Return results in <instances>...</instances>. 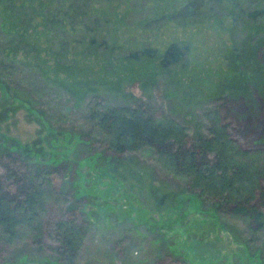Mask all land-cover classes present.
<instances>
[{
  "label": "rangeland",
  "instance_id": "obj_1",
  "mask_svg": "<svg viewBox=\"0 0 264 264\" xmlns=\"http://www.w3.org/2000/svg\"><path fill=\"white\" fill-rule=\"evenodd\" d=\"M97 1L96 15L108 20L107 41L119 49L114 55L146 46L163 52L171 42L187 49L184 62L171 72L179 84L175 91L162 79L149 84L148 78L146 87L121 84V94L100 87L102 101L161 107L193 138L206 133L202 114L213 108L206 95L227 94L220 115L230 136L242 148L264 149V15H247L263 8L264 0H200L185 20L164 16L185 0ZM17 54L20 58L21 51ZM75 57L70 45L65 60ZM8 73L3 78L18 99L4 97L0 88V146H17L41 163L52 149L63 153L76 171H66L64 188H78L90 198L82 208L89 224L74 264H264V230L250 241L243 217L220 215L209 201L188 193L187 179L168 173L152 152L122 155L130 160L129 173L124 179L114 173L117 164L104 157V148L78 136L87 125L82 116L89 98L74 105L64 92L48 90L35 68L18 66ZM260 209L264 214V206ZM2 259L0 264L57 262L45 247L27 241L9 248Z\"/></svg>",
  "mask_w": 264,
  "mask_h": 264
},
{
  "label": "trees",
  "instance_id": "obj_2",
  "mask_svg": "<svg viewBox=\"0 0 264 264\" xmlns=\"http://www.w3.org/2000/svg\"><path fill=\"white\" fill-rule=\"evenodd\" d=\"M98 2L0 0V38L4 35L0 39V88L4 97L18 99L3 77L19 66L37 69L48 90L64 92L76 106L89 98L82 116L87 125L78 136L83 141L95 140L104 148L108 153L104 157L117 164L112 168L114 173L122 179L129 173L130 160L122 155L139 150L152 152L155 162L168 173L187 179L188 193L209 201L220 215L243 217L249 240L257 239L255 234L264 230L260 209L264 206V149L242 148L230 136V126L222 123L220 115L229 96L206 95L213 103V108L202 114L207 122L206 133L193 138L161 107L149 103L109 106L102 101L97 92L100 87L120 93L121 84L146 87L148 78L149 84L162 79L175 91L179 84L171 72L184 62L187 49L171 42L163 52L146 46L114 55L119 49L107 41L108 20L106 14L96 15ZM199 2L185 0L164 16L188 19L200 8ZM247 15L251 19L262 17L264 7L251 9ZM157 19L146 22V26ZM70 45L76 57L65 60ZM170 88L167 97L172 93ZM60 134L57 132V136ZM51 151L47 161L41 163L17 146H0L1 262L9 248L27 241L55 256L57 262L52 264H74L83 245L89 220L82 208L90 198L78 188H64L66 171H75L74 162L66 160L63 153ZM55 179L62 182L59 187H55ZM43 264L51 263L43 260Z\"/></svg>",
  "mask_w": 264,
  "mask_h": 264
}]
</instances>
